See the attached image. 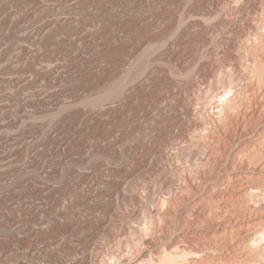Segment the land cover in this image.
I'll use <instances>...</instances> for the list:
<instances>
[{
    "label": "rangeland",
    "instance_id": "rangeland-1",
    "mask_svg": "<svg viewBox=\"0 0 264 264\" xmlns=\"http://www.w3.org/2000/svg\"><path fill=\"white\" fill-rule=\"evenodd\" d=\"M166 1L0 0V264H264V0Z\"/></svg>",
    "mask_w": 264,
    "mask_h": 264
},
{
    "label": "bare ground",
    "instance_id": "bare-ground-1",
    "mask_svg": "<svg viewBox=\"0 0 264 264\" xmlns=\"http://www.w3.org/2000/svg\"><path fill=\"white\" fill-rule=\"evenodd\" d=\"M165 1H166V0H165ZM208 1H209V0H203L202 2H203V4H204L205 2H208ZM210 1H211V0H210ZM212 1H213V0H212ZM236 1H237V0H236ZM161 2H162V1H161ZM166 2H167V1H166ZM199 3H200V1H199ZM209 3H210V2H209ZM232 3H233V2H232ZM211 4H213V2H212ZM235 4H236V3H235ZM195 5H196V4H195ZM200 5H201V4H200ZM241 5H242V4H241ZM192 6H193V5H192ZM202 6H203V5H202ZM237 7H238V6H237ZM243 7H244V6H243ZM164 8H165V7H164ZM164 8H163V9H164ZM177 8H179V7L177 6ZM205 8H206V7H205ZM151 10H152V9H151ZM194 10H195V9H194ZM209 10H210V9H209ZM209 10H208V11H209ZM244 10H245V9H244ZM153 11H154V10H153ZM201 11H202V9H201ZM205 11H206V10H205ZM199 12H200V11H199ZM202 12H203V11H202ZM157 14H158V13H157ZM153 15H154V14H153ZM153 15H152V16H153ZM185 15H186V13H185ZM155 16H156V15H155ZM161 16H162V15H161ZM130 17H131V16H130ZM130 17H129V18H130ZM134 17H135V16H134ZM136 17H138V16H136ZM172 17H173V16H172ZM95 18H96V17H95ZM174 18H175V17H174ZM207 18H208V17H207ZM144 20H146V19H144ZM197 20H198V19H197ZM209 20H210V19H209ZM219 20H220V19H219ZM219 20H218V21H219ZM167 21H168V20H167ZM177 21H178V20H177ZM177 21H176V22H177ZM216 21H217V19H216ZM134 22H136V21H134ZM176 22H175V23H176ZM62 23H63V22H62ZM62 23H61V25H62ZM138 23H139V22H138ZM144 23H145V22H144ZM172 23H173V21H172ZM172 23H171V24H172ZM193 23H194V21H193ZM223 23H224V21H223ZM67 24H68V23H67ZM165 24H166V23H165ZM169 24H170V23H169ZM200 24H201V23H200ZM220 24H221V23H220ZM145 25H146V24H145ZM172 25H173V24H172ZM174 25H175V24H174ZM193 25H195V24H193ZM63 26H64V25H63ZM125 26H126V25H125ZM130 26H131V25H130ZM159 26H160V25H159ZM190 26H191V25H190ZM221 26H222V25H221ZM146 27H147V26H146ZM172 27H173V26H172ZM200 27H201V26H200ZM225 27H226V26H225ZM233 27H234V26H233ZM174 28H175V26H174ZM65 29H66V28H65ZM159 29H160V28H159ZM159 29H158V30H159ZM201 29H202V28H201ZM236 29H237V28H236ZM158 30H157V31H158ZM233 30H234V29H233ZM55 31H56V29H55ZM157 31H156V32H157ZM160 31H161V30H160ZM132 32H133V31H132ZM163 33H165V32L163 31ZM201 33H202V32H201ZM201 33H200V34H201ZM48 34H49V33H48ZM71 34H72V33H71ZM151 34H153V33H151ZM155 34H156V33H155ZM161 34H162V33H161ZM166 34H167V33H166ZM207 34H208V33H207ZM207 34H206V35H207ZM44 35H45V34H44ZM169 35H170V34H169ZM172 35H173V34H172ZM193 35H194V34H193ZM209 35H210V34H209ZM209 35H208V36H209ZM144 36H145V35H144ZM148 36H149V35H148ZM164 36H165V34H164ZM181 36H183V35H181ZM185 36H186V35H185ZM202 36H203V35H202ZM42 37H43V36H42ZM159 37H160V36H159ZM170 37H171V36H170ZM149 38H150V37H149ZM180 38H181V37H180ZM180 38H179V39H180ZM183 38H184V37H183ZM213 38H214V37H213ZM230 38H231V37H230ZM42 39H43V38H42ZM150 39H151V38H150ZM159 39H160V38H159ZM161 39H163V37H162ZM167 39H168V38H167ZM176 39H177V38H176ZM206 39H207V38H206ZM227 39L229 40V38H227ZM143 40H144V39H143ZM157 40H158V39H157ZM201 40H202V39H201ZM240 40H241V39H240ZM27 41H28V40H27ZM216 41H217V40H216ZM153 42H154V41H153ZM155 42H156V41H155ZM157 42H158V41H157ZM187 42H188V41H187ZM192 42H193V41H192ZM204 42H205V40H204ZM206 43H207V42H206ZM47 44H48V43H47ZM49 44H50V43H49ZM49 44H48V45H49ZM172 44H173V43H172ZM178 44H179V43H178ZM233 44H234V43H233ZM235 44H238V43L235 42ZM45 45H46V44H45ZM144 45H145V44H144ZM176 45H177V44H176ZM176 45H175V46H176ZM148 47H149V46H148ZM209 47H210V46H209ZM118 48H119V47H118ZM120 48H121V47H120ZM162 48H163V47H162ZM162 48L160 49L161 51H162ZM165 48H166V47H165ZM241 48H243V47H241ZM115 49H116V48H115ZM173 49H174V48H173ZM213 49H214V48H213ZM213 49H212V50H213ZM50 50H51V49H50ZM121 50H123V49H121ZM194 50H195V49H194ZM208 50H209V49H208ZM25 51H26V50H25ZM112 51H113V50H112ZM167 51H168V50H167ZM109 52H111V51H109ZM162 52H164V51H162ZM173 52H174V51H173ZM209 52H210V51H209ZM209 52H208V53H209ZM102 53H103V52H102ZM106 53H107V52H106ZM159 53H160V52H159ZM165 53H166V52H165ZM165 53H164V54H165ZM206 53H207V52H206ZM65 54H66V53H65ZM171 54H172V53H171ZM194 54H195V53H194ZM211 54H212V53H211ZM120 55H121V54H120ZM165 55H166V54H165ZM105 56H106V55H105ZM179 56H180V55H179ZM195 56H196V55H195ZM208 56H209V55H208ZM186 57H187V56H186ZM197 57H198V56H197ZM149 58H150V57H149ZM192 58H193V57H192ZM132 59H133V58H131V60H132ZM170 59H171V58H170ZM31 60H32V59H31ZM150 60H151V59H150ZM188 60H189V59H188ZM192 60H193V59H192ZM208 61H209V60H208ZM121 62H122V61H121ZM183 62H184V61H183ZM190 62H191V61H190ZM192 63H193V62H192ZM210 63H211V62H210ZM210 63H209V64H210ZM195 64H196V63H195ZM202 64H203V63H202ZM184 65H185V64H184ZM203 65H204L203 68L206 67L205 64H203ZM158 66H162V64H160V65H158ZM179 66H180V65H179ZM34 68H35V67H34ZM153 68H154V67H153ZM115 70H116V69H115ZM150 70H151V69H150ZM155 70H156V69H155ZM204 70H205V69H204ZM100 71H101V70H100ZM136 72H137V71H136ZM185 72H186V70H185ZM207 72H208V73H206V74H208V75H209V73H211L209 70H207ZM116 73H117V72H116ZM118 73H119V72H118ZM133 73H134V72H133ZM150 73H151V72H150ZM177 73H178V72H177ZM175 74H176V72H175ZM191 74H192V73H191ZM198 74H199V73H198ZM154 75H155V74H154ZM193 75H194V73L192 74V76H193ZM110 76H112V75H110ZM139 76H140V75H139ZM108 77H109V76H108ZM134 77H135V76H134ZM92 78H93V77H92ZM92 78H91V79H92ZM94 78H95V77H94ZM131 78H132V77H131ZM136 78H137V77H136ZM189 78H191V77H189ZM95 79H96V78H95ZM100 79H101V78H100ZM132 79H133V78H132ZM187 80H188V81H189V80H193V81H194L195 79H192V78H191V79H187ZM110 81H111V80H110ZM115 81H116V80H115ZM122 81H123V80H122ZM148 81H149V80H148ZM184 81H185V80H184ZM113 83H114V82H113ZM139 84H140V83H139ZM188 84H189V83H188ZM193 84H194V83H193ZM80 85H81V84H80ZM83 85H84V84H83ZM125 85H126V84H125ZM189 86H192V85H189ZM189 86H188V87H189ZM97 87H98V86H97ZM143 87H144V86H143ZM186 87H187V86H186ZM93 88H94V87H93ZM115 88H116V87H115ZM141 88H142V87H141ZM190 88H191V87H190ZM192 88H193V87H192ZM196 88H197V87H196ZM145 89H146V88H145ZM140 90H141V89H140ZM142 90H143V89H142ZM191 90H192V89H191ZM197 90H198V89H197ZM86 91H87V90H86ZM100 91H101V90H100ZM103 91H104V90H103ZM134 91H135V90H134ZM77 92H79V90H78ZM87 92H88V91H87ZM101 92H102V91H101ZM192 92H193V91H192ZM192 92H191V93H192ZM199 92H200V91H199ZM224 92H225V91H224ZM92 93H93V92H92ZM134 93H135V92H134ZM138 93H139V92H138ZM193 93H194V92H193ZM232 93H233V92H232ZM234 93H235V92H234ZM94 94H95V93H94ZM117 94H118V93H117ZM235 94H236V93H235ZM186 95H187V94H186ZM198 95H200V94H198ZM224 95H227V93H225ZM236 95H237V94H236ZM236 95H235V96H236ZM43 96H44V95H43ZM191 96H192V95H191ZM222 96H223V95H222ZM235 96L233 95L232 98H231L228 102H226V103H227V104H226L227 107H228L229 109H231V110L234 109V108L236 107L235 104H236V105L238 104V103H237L238 101L236 102V100H237L236 97H237V96H236V97H235ZM222 98H223V97H222ZM229 98H230V97H229ZM193 99H194V98H193ZM213 99H214V98H213ZM53 100H54V99H53ZM104 100H105V99H104ZM189 100H190V99H189ZM239 101H240V100H239ZM41 102H42V101H41ZM100 102H101V101H100ZM178 102H180V101H178ZM181 102H182V101H181ZM192 102H193V101H192ZM194 102H195V101H194ZM35 103H36V102H35ZM56 103H57V102H56ZM90 103H91V102H90ZM170 103H171V102H170ZM176 104H177V103H176ZM61 105H62V104H61ZM75 105H76V104H75ZM90 105H91V104H90ZM223 105H224V104H223ZM96 106H97V105H96ZM40 107H41V106H40ZM117 107H118V106H117ZM176 107H177V105H176ZM178 107H179V106H178ZM223 107H224V106H223ZM237 107H238V106H237ZM171 108H172V107H171ZM173 108H174V107H173ZM180 108H181V106L179 107V109H180ZM220 108H221V107H220ZM59 109H60V108H59ZM165 109H166V108H165ZM183 109L185 110V108H183ZM183 109H182V110H183ZM161 110H162V109H161ZM71 111H72V110H71ZM98 111H99V110H98ZM174 111H175V110H174ZM179 111H180V110H179ZM188 111H189V110H187V112H188ZM222 111H224V110L222 109ZM229 111H230V110H229ZM108 112H109V111H108ZM168 112H169V111H168ZM177 112H178V111H177ZM189 112H190V111H189ZM189 112H188V114H189ZM230 112H231V111H230ZM233 112H234V110H233ZM73 113H74V112H73ZM79 113H80V112H79ZM81 113H82V112H81ZM106 113H107V110H106ZM183 113H184V112H183ZM185 113H186V112H185ZM220 113H221V111H220ZM186 114H187V113H186ZM186 114H185V115H186ZM221 114H222V113H221ZM225 114H226V113H225ZM75 115H76V114H75ZM165 115H166V114H165ZM167 115H168V114H167ZM169 115H170V114H169ZM169 115H168V116H169ZM189 115H190V114H189ZM168 116H165V118L168 117ZM171 116H172V115H171ZM177 116H178V115H177ZM179 116H180V115H179ZM181 116H182V115H181ZM226 117H228V116H226ZM169 119H170V118H169ZM192 119H193V118H192ZM223 119H224V118H223ZM228 119H229V118H228ZM76 120H77V119H76ZM180 120H181V119H180ZM225 120H226V119H225ZM169 121H170V120H169ZM172 121H173V120H172ZM178 121H179V119H178ZM68 122H69V121H68ZM218 122H219V121H218ZM58 123H59V122H58ZM69 123H70V122H69ZM161 124H162V123H161ZM166 125H167V124H166ZM221 125H223V124H221ZM65 126H66V125H65ZM163 126H164V125H163ZM193 126H194V125H193ZM161 128H162V127H161ZM195 128H196V124H195ZM221 128H222V127H221ZM223 132H224V131H223ZM165 133H166V132H165ZM166 135H167V134H166ZM166 137H167V136H166ZM210 143H211V142H210ZM215 144H216V143H215ZM217 146H218V145H217ZM201 151H202V149H201ZM216 156H217V154H216ZM175 158H176V157H175ZM177 158H178V157H177ZM206 161H207V160H206ZM173 179H174V178H173ZM171 180H172V179H171ZM175 180L177 181V179H175ZM172 184H173V183H172ZM263 211H264V210H263ZM262 229H263V228H262ZM262 231H264V229H263ZM258 233H259V234H258ZM258 233L255 234V235L251 234V236L249 235V238L247 237V238H248L247 240L252 241V244H253V243H255V244L258 243V244H260V242L264 239V233L261 232V231L258 232ZM258 246H259V245H258ZM255 247H257V246H255ZM259 247H260V246H259ZM253 248H254V247H253ZM250 249H251V248H250ZM256 249H257V248H256ZM260 249H261V248H260ZM253 251H254V250H253ZM257 251H258V250H257ZM251 252H252V251H251ZM259 252H260V251H259ZM259 254H260V253H259ZM263 255H264V254H263ZM168 256H169V255H168ZM257 256H258V255H257ZM259 256H260V255H259ZM166 258H167V256H166ZM250 258H251V257H250ZM261 258H262V257H261ZM169 259H170V256H169ZM172 259H173V258H172ZM172 259H171V260H172ZM167 260H168V259H167ZM174 260H175V259H174ZM151 261H152V260H151ZM159 261H160V260H159ZM159 261H158V262H159ZM164 261H165V260H164ZM164 261H161V262H159V263H154V262H152V263H150V264H169V263H168L169 261H168L167 263H166V261H165V263H164ZM142 263H143V262H142ZM193 263H194V262H193ZM251 263H252V262H251ZM144 264H145V262H144ZM148 264H149V263H148ZM170 264H172V262H171ZM254 264H255V263H254Z\"/></svg>",
    "mask_w": 264,
    "mask_h": 264
}]
</instances>
